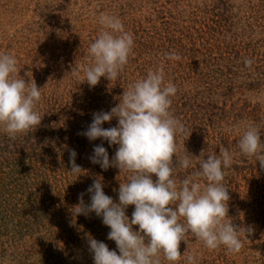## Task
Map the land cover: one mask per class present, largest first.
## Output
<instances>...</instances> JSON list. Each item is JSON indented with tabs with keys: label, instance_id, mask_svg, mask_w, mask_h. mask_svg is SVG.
<instances>
[{
	"label": "trees",
	"instance_id": "1",
	"mask_svg": "<svg viewBox=\"0 0 264 264\" xmlns=\"http://www.w3.org/2000/svg\"><path fill=\"white\" fill-rule=\"evenodd\" d=\"M69 1L61 0L57 10L66 12ZM149 1L154 0H143ZM195 1H200L195 7L177 5L179 13L173 17L164 5L165 12L156 9L142 17L132 8L140 9L139 4H122L121 21L133 35V52L116 80L101 77L94 87L83 82V69L92 63L88 48L102 30L98 27H72L69 36L55 27L59 16L45 12L34 28L47 30L46 37L1 41L0 54L15 56L17 74L41 88L36 110L42 120L15 138L0 125V264H94L89 237L119 254L102 218L95 212L78 215L75 207L81 193L84 203L90 204L87 189L96 178H102L103 191L118 202L120 183L127 182L131 173L116 167L105 171L91 163L96 145L103 144L110 160L118 146L101 139L89 141L81 133L91 124L93 113L110 111L129 85L161 65L165 82L177 88L171 111L187 130V135L176 137L177 155L192 159L189 169L177 168L175 179L179 183L199 169L201 160L219 154L221 146L228 148L233 164L224 169L223 183L230 196L229 219L238 226L244 209L240 198L264 189L259 161L243 156L237 147L249 125L262 130L264 141V0ZM173 51L180 55L179 61L166 58L165 53ZM77 70L80 78L73 75ZM117 123L113 118L103 127ZM70 150L76 151L75 162L84 170L78 177L70 173ZM133 211L134 205L128 206L126 215L131 218ZM179 250L182 258L176 264H187L188 254L197 258V264H214L210 257L221 258L219 251L226 249L209 250L189 237ZM161 264L170 262L161 257Z\"/></svg>",
	"mask_w": 264,
	"mask_h": 264
},
{
	"label": "clouds",
	"instance_id": "2",
	"mask_svg": "<svg viewBox=\"0 0 264 264\" xmlns=\"http://www.w3.org/2000/svg\"><path fill=\"white\" fill-rule=\"evenodd\" d=\"M102 26L88 52L92 63L83 69V82L96 86L101 77L116 80L133 52V35L125 30L121 19L101 13ZM168 60L179 61L176 52L165 53ZM246 66L251 61H245ZM14 55L0 54V125L11 137L29 133L40 125L42 116L36 110L42 98L41 88L17 74ZM80 78V71L73 72ZM176 86L165 82L161 65L149 70L146 76L124 90L119 103L110 111L93 113L91 124L82 135L89 141L101 139L109 146H118L109 159L103 144L96 145L89 160L103 170L116 167L131 173L127 182L120 183L118 202L105 194L102 178L94 179L87 189L90 204H85L84 193L79 195L76 214L92 212L110 228L108 239L115 242L110 250L102 241L89 237V251L94 264H161V257L176 264L182 258L181 242L188 244L192 237L208 248L223 246L229 253H239L243 247L241 235H250L252 229L236 226L228 216L230 200L224 185V169L232 167L233 155L226 147L219 154H210L200 161L199 169L177 182V168L192 167L189 155H177V135H187L185 125L171 111ZM115 118L114 127L104 128L105 122ZM262 130L249 125L237 141L240 153L255 157L264 169V141ZM77 153L69 151L70 173L77 177L84 172L76 164ZM175 156V163L173 157ZM153 175L156 179H153ZM201 181H204L203 183ZM134 205L131 218L128 206ZM133 226H138L134 230ZM187 264H197V258L188 254Z\"/></svg>",
	"mask_w": 264,
	"mask_h": 264
},
{
	"label": "rangeland",
	"instance_id": "3",
	"mask_svg": "<svg viewBox=\"0 0 264 264\" xmlns=\"http://www.w3.org/2000/svg\"><path fill=\"white\" fill-rule=\"evenodd\" d=\"M199 2L195 0H154L149 2H143V0H70L66 6V12H61L57 10L61 0H0V50L3 47L1 41L7 38L33 37L37 40L46 37L47 30L34 28V24L41 17L43 19L44 14L48 12L59 16L55 27L63 34L71 36L72 27L78 30H89L93 27L102 29L98 22L101 13L114 15L121 19V5L124 3L135 4V6L139 4L140 9L138 6L132 8L134 12L137 10V14L141 13L142 17H148L156 9L165 12L162 8L164 5L166 14L173 17L179 13L175 11L177 5L183 8H187V5L195 7ZM72 17L75 18L72 19ZM261 190L259 192L256 190L253 195L249 194L248 198L247 196H243V199L240 198V205L244 209L242 216L240 215L241 220L238 227H250L253 230L248 235V240H243L244 236L242 235L243 247L239 253L232 254L227 250H222L219 251L221 258L216 255L210 257V259L214 258V264H264V189Z\"/></svg>",
	"mask_w": 264,
	"mask_h": 264
}]
</instances>
